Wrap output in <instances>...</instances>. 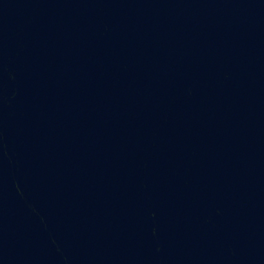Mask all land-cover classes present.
Returning a JSON list of instances; mask_svg holds the SVG:
<instances>
[{
    "label": "water",
    "instance_id": "1",
    "mask_svg": "<svg viewBox=\"0 0 264 264\" xmlns=\"http://www.w3.org/2000/svg\"><path fill=\"white\" fill-rule=\"evenodd\" d=\"M0 264H264V0H0Z\"/></svg>",
    "mask_w": 264,
    "mask_h": 264
}]
</instances>
